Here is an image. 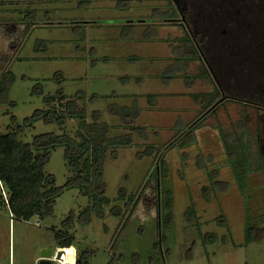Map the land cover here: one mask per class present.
Returning <instances> with one entry per match:
<instances>
[{
  "label": "rangeland",
  "instance_id": "1",
  "mask_svg": "<svg viewBox=\"0 0 264 264\" xmlns=\"http://www.w3.org/2000/svg\"><path fill=\"white\" fill-rule=\"evenodd\" d=\"M169 11L167 0H0V79L7 71L14 77L9 101L0 104V134L16 132L22 143L43 133L74 136L80 122L75 119L60 129L42 121L32 127L23 124L34 110L45 109L44 96L61 90L69 98L83 93L86 123L98 112V121L110 127L109 137L131 133L132 138L130 147L116 149V159H105L104 197L109 204L102 206V216L92 212L86 224L78 219L89 201L77 189L64 191L52 214L41 220L10 219L0 206V264H38L41 252L49 249L56 255L59 248L51 227L61 230L70 214L68 232L75 260L83 254L86 264H264V239L244 242L247 224L264 228V154L259 151L262 137L257 130L264 112L225 99L208 114L195 113L205 116L201 126L193 128L188 122L181 132L148 128L141 116L131 126L143 128L141 135L112 114L138 86L122 78L146 76L149 66L151 76L160 72L159 50L131 42L132 25L139 24L135 29L144 36L156 33L146 23L178 26L179 22L184 28L179 15L176 21L160 17ZM39 41L43 49H36ZM132 55L138 56L136 62L130 61ZM35 87L42 93H34ZM195 89L206 90L203 85ZM242 130L253 169L243 196L226 164L222 141L225 137L234 143ZM161 159L166 164L163 177ZM44 172L53 176L56 186L65 184L70 173L62 147L51 152ZM209 176L216 183H210ZM120 189L124 200L117 199ZM166 191L171 194L169 209L162 205ZM113 207L118 214L110 213ZM167 214L172 221L165 227L162 220ZM63 251L64 264H73L71 248Z\"/></svg>",
  "mask_w": 264,
  "mask_h": 264
},
{
  "label": "trees",
  "instance_id": "2",
  "mask_svg": "<svg viewBox=\"0 0 264 264\" xmlns=\"http://www.w3.org/2000/svg\"><path fill=\"white\" fill-rule=\"evenodd\" d=\"M167 5L170 11L160 17L176 21L179 15L182 22L185 21L183 24L188 31L189 42L194 44L193 53L200 61L199 73L211 83L212 92L209 95L213 102L217 103L219 99L220 102L236 100L264 112V0H167ZM36 44V49H43L42 41ZM58 76L60 78V74ZM13 81L11 72L2 75L0 104L9 101L8 90ZM33 92L42 93L37 87ZM91 99L93 97L88 101ZM85 102L81 92L69 98L58 90L54 95L43 97L45 109L34 110L23 121L24 127H32L36 121H42L55 124L60 129L69 119L79 120L74 136L43 133L35 135L31 143H22L17 140L16 132L0 134V206L8 211L10 219L27 222L34 217L39 220L48 217L53 212L55 200L70 189H77L88 198V205L78 215L82 223L88 222L92 212L102 216V206L109 204L104 197L105 159L107 156L116 159V149L130 147L132 138L131 133L109 137L110 127L98 121V112L93 113L91 123H86ZM112 114L119 116L124 125L127 124L124 111ZM129 128L138 135L143 130ZM17 129L22 130L20 126ZM244 132L242 130V135L235 138L234 143L222 137L226 164L241 196L246 193L248 175L253 171L250 146L247 139H243ZM58 147L63 149V159L70 173L63 186H56L53 176L44 172L51 152ZM199 163L204 166V162ZM160 164L163 177L166 164L162 159ZM209 181L216 183L211 177ZM206 189L202 187V191ZM165 197L162 205L169 209L170 192L166 191ZM125 198V192L120 189L117 199ZM128 200L131 203L132 199ZM118 211L115 207L110 209L113 215ZM71 215L63 220L61 230L51 227L58 248H70L73 244V236L68 232L72 224ZM171 221V215L167 214L162 225L167 227ZM244 231L245 244L264 239V228L254 229L247 224ZM86 257L81 254L75 264H86Z\"/></svg>",
  "mask_w": 264,
  "mask_h": 264
},
{
  "label": "crops",
  "instance_id": "3",
  "mask_svg": "<svg viewBox=\"0 0 264 264\" xmlns=\"http://www.w3.org/2000/svg\"><path fill=\"white\" fill-rule=\"evenodd\" d=\"M162 24L146 23L145 26H154L156 30V33L148 36L142 35L135 29V26L139 24L132 25L135 33L130 39L131 42H145L159 50L158 54L161 59L157 63H161V67L160 72L154 71L152 76L151 66L146 76L124 74L126 77L122 80L125 83H134L138 86H135L134 92L125 95L128 99L127 103L117 106V112L124 111V120L128 127L133 126L134 122L142 116L148 128H170L171 131L179 128L181 132L184 131L183 128H187L188 122L193 128L201 126L205 116L195 113L200 112L205 115L206 112L207 114L212 112L213 107L220 103V99L217 100L218 104L214 103L209 95L212 92L211 83L204 74L199 73L200 61H197L193 53L194 44L192 48L186 28H183L179 22L178 26H172L170 23L169 25ZM175 29L179 31L178 35L172 34ZM124 39L127 41L128 38L124 37ZM171 45H175V49ZM146 46L148 49L152 48L149 45ZM153 53L157 54V52ZM136 57L138 58L132 55L129 59L131 62H136ZM190 69H192L191 73ZM200 85L206 88L204 92H196L195 88ZM135 113L137 115L133 118ZM192 131L194 133V129ZM197 156L199 153L194 155V158Z\"/></svg>",
  "mask_w": 264,
  "mask_h": 264
},
{
  "label": "water",
  "instance_id": "4",
  "mask_svg": "<svg viewBox=\"0 0 264 264\" xmlns=\"http://www.w3.org/2000/svg\"><path fill=\"white\" fill-rule=\"evenodd\" d=\"M62 251H58L57 258H59ZM54 259L52 258V250H43L40 254L38 264H53Z\"/></svg>",
  "mask_w": 264,
  "mask_h": 264
},
{
  "label": "flooded vegetation",
  "instance_id": "5",
  "mask_svg": "<svg viewBox=\"0 0 264 264\" xmlns=\"http://www.w3.org/2000/svg\"><path fill=\"white\" fill-rule=\"evenodd\" d=\"M257 130H259V133L261 134V137H262V140L261 138L259 140V145H258L259 151L260 153L264 154V119L261 121V125L259 126Z\"/></svg>",
  "mask_w": 264,
  "mask_h": 264
},
{
  "label": "clouds",
  "instance_id": "6",
  "mask_svg": "<svg viewBox=\"0 0 264 264\" xmlns=\"http://www.w3.org/2000/svg\"><path fill=\"white\" fill-rule=\"evenodd\" d=\"M66 248H60V249H58V251H62L63 252V250H65ZM58 251H57V253H58ZM71 251L73 252V254H74V260H73V264H75V252H76V250H75V248L73 247V248H71ZM61 252V253H62ZM57 253H56V256H57ZM55 257V255H54V253L52 252V258H54ZM54 263H55V261H54Z\"/></svg>",
  "mask_w": 264,
  "mask_h": 264
},
{
  "label": "built area",
  "instance_id": "7",
  "mask_svg": "<svg viewBox=\"0 0 264 264\" xmlns=\"http://www.w3.org/2000/svg\"><path fill=\"white\" fill-rule=\"evenodd\" d=\"M38 223L39 222L37 221V224ZM53 259H54L55 263H57V264H64V260H63V256L62 255L59 256V258H57V256L55 255V257Z\"/></svg>",
  "mask_w": 264,
  "mask_h": 264
},
{
  "label": "bare ground",
  "instance_id": "8",
  "mask_svg": "<svg viewBox=\"0 0 264 264\" xmlns=\"http://www.w3.org/2000/svg\"><path fill=\"white\" fill-rule=\"evenodd\" d=\"M63 256V260H64V263H65V261H66V254H65V252L63 251L61 254H60V256Z\"/></svg>",
  "mask_w": 264,
  "mask_h": 264
}]
</instances>
